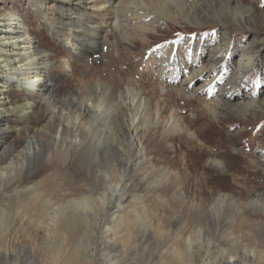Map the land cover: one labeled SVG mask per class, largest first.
I'll return each instance as SVG.
<instances>
[{"label":"rangeland","instance_id":"rangeland-1","mask_svg":"<svg viewBox=\"0 0 264 264\" xmlns=\"http://www.w3.org/2000/svg\"><path fill=\"white\" fill-rule=\"evenodd\" d=\"M26 1L0 0V8L7 5L23 11L31 32L39 39V47L56 55L61 48L47 34L41 18L47 15L45 8ZM237 5L246 9L237 15L244 14V17L234 24L236 26H231L226 35L224 28L214 22L218 17H228L233 10L220 2L219 11H214L215 17L202 21V28L190 25L172 28L173 24L166 22L165 26L159 27L160 35L152 37L149 52L169 46L175 48L184 38L192 39V44L197 46L210 48L225 36L229 46L222 78L227 79L236 70L241 49L254 46L257 58L247 72L246 87L235 90L234 94L244 102L258 100L262 107L253 104L245 115L230 108L229 99L239 101L230 95L225 97L220 114L215 118L194 101L179 102V113L187 124L194 115L201 116L199 121H192V127L198 129L201 139L197 147L192 149L188 141H177L175 151L157 136L149 152L154 156V162L131 168L127 177L121 179V191L116 193L111 187L112 181L118 180L123 168L127 170V167L106 165L105 162L92 165L91 160H85L86 168L80 169L88 173H80L72 165L61 171L49 169L43 163L47 154L54 152V147L39 142L45 153L42 154L44 150L40 149L28 156L24 171L30 177L26 182L21 184L14 179L18 177L16 170L12 171L14 169L5 171L0 178V214L7 213L4 217L7 218L6 229L0 231V264H264V0H242V5ZM165 6L167 11L174 7L169 3ZM150 8L154 9V6ZM49 13L53 14L54 10L51 8ZM158 13L166 17V14ZM50 14L49 17L55 19L56 13ZM111 43L104 55L97 53L95 46L90 47L86 74L102 76L115 88L130 85L142 89L150 79L144 74L146 63H142L149 60L146 58L149 57L147 47L139 43L132 49L130 43H120L117 36L111 37ZM191 55L196 57L194 53ZM197 58L208 60L209 51ZM78 69L84 68L76 64ZM172 69L174 78L184 67L178 65ZM81 81L68 77L56 80L55 95L74 103L82 88ZM202 83L198 81L196 85ZM24 96L20 92L11 94L14 99L23 100ZM48 118L42 110L31 116L26 124L23 118L9 117L7 126L10 130L0 135L4 146L0 155L13 147H17V151L23 150L27 135L37 131L46 133V126L49 129L51 124ZM70 137L71 134L63 136L68 146ZM104 141L108 142L109 138L106 136ZM233 144L238 151L234 150ZM215 160H221L223 164ZM258 161L259 167L256 166ZM112 169H116L115 177L109 175ZM178 171L181 173L177 174ZM121 192L123 198L119 197ZM79 196L87 197L92 204V210L87 211L85 217L82 209L73 208L79 203L76 202ZM71 213L76 215L71 218L77 220L78 227L65 244L60 239L62 228L54 226L50 229L48 222L54 218L62 220L65 214ZM34 236L40 237V242L33 240Z\"/></svg>","mask_w":264,"mask_h":264},{"label":"bare ground","instance_id":"bare-ground-1","mask_svg":"<svg viewBox=\"0 0 264 264\" xmlns=\"http://www.w3.org/2000/svg\"><path fill=\"white\" fill-rule=\"evenodd\" d=\"M204 1L27 0L26 3L30 2L36 7L43 6L45 8L44 11L47 15L41 16V18L46 25L47 34L52 38V42L61 48V51L56 55L39 47V39L35 36L36 34L31 32L28 26V18L24 16L23 11L7 5L1 7L0 135L2 132L5 133L10 130L7 126L9 117L23 118V123L26 124V121L40 110L46 117L49 116L48 119L51 124L49 129L48 125L46 126L47 132L44 134L37 131L25 135L26 145L23 150L17 151V147H13L9 152L0 155V178L5 175V171L14 169L12 171L16 170L15 176H18L14 179L21 184L26 182L27 178L30 177L29 173L24 171L27 158L29 155L39 152L40 149L44 150L38 145L39 142H44L50 147L51 145L54 147V152H49L43 163L44 166H49V169L61 171L62 168L72 165L78 172L88 173L80 169L87 165L85 160H91L92 165H102L105 162L106 165L127 167V170L123 168L122 176L118 180L112 181L114 185L111 187L115 188L116 193L121 191V179H124L131 168L134 169L154 162V156L150 155L149 152L151 151V143L154 144L157 136H161L162 141L175 151L174 146L177 141H188L192 149L197 147L201 139L198 129H193L195 127H192V121L194 120V123L199 121L201 116L200 114L194 115V119L187 124V121L179 113L180 109L177 106L179 102L194 101L203 111L212 113L215 118L220 114L226 96H232L239 100L231 101L229 99L228 103L230 108H236L245 115L248 114V108L253 107V104L262 107V103L258 100L252 99L244 102L234 94L235 90L240 91L246 87L247 72L257 58L254 46L241 49L236 70L227 79L222 78V73L226 69L224 62L227 59L229 46L225 36L220 38L216 44H212L210 48L197 46L198 44H192V39L186 40L184 38L179 41L181 43H178L179 45L175 48L169 46L162 49H151L153 51L149 52L153 43L150 42L153 41L152 37L159 34V27L165 26L166 22L172 23V28H187V25L196 28L201 27L202 21L215 17L214 11H219L220 2L233 10V12H229L228 17H218L214 22L215 25L224 28V35L228 33L231 26H236L234 24L240 22V18L244 17V14L237 16L246 10L237 5H242V0ZM167 3L174 7H170L167 11L165 6ZM152 6L154 9L150 8ZM51 8L56 13L55 19L54 16L49 17ZM155 10L161 14H166V17H162ZM116 36L120 39V43H130L133 46L132 49L139 43L147 47L149 57H145L149 60L142 63H146L147 71H144V74L148 75L150 79L142 89L139 86L140 90L130 85L123 89L115 88L102 76L86 74L88 69L85 66L90 60L88 54L90 47L95 46V51L104 55L111 48V37ZM194 46L197 48H193ZM132 49L129 48L128 50L131 51ZM205 51H209L208 60L196 59L197 55ZM192 53L196 57H193ZM76 64H81L84 69L77 71ZM178 65L183 66L184 70L178 72L173 78L172 67L174 66L176 69ZM64 77L79 78L80 81L83 78L87 79L84 82L81 81L82 88L78 92V97L72 99L74 103L66 100L67 98L59 99L55 95L53 88L56 80ZM198 81L203 83L197 86ZM17 92L25 94L23 100L11 97L12 93ZM172 104H174L173 107ZM67 134H71L68 140L70 146L66 145L67 140L63 139V136ZM106 136L109 138L108 142L104 141ZM2 138L0 136V150L4 147ZM102 146L107 147L103 149ZM112 146L115 147L114 150ZM93 147L94 149H92ZM233 148L238 151L235 144H233ZM113 151L115 152L113 153ZM44 153L45 150L42 154ZM102 154L104 155L103 158ZM38 162L39 159H37ZM215 162L223 164L221 160H215ZM256 166L259 167V161L256 162ZM112 170L113 172H110L109 175L117 174L116 169ZM180 173V171L177 172V174ZM13 187L15 191L16 187L14 185ZM123 194V192L119 193V197L123 198ZM77 200L76 202L79 203L75 204L73 208L76 207L74 209L77 211L82 209V215L85 217L86 212L92 210V204L87 197ZM25 207L28 209L26 205ZM200 213L202 215L203 212ZM72 215L76 217L73 213L65 214V218L62 220L54 218L48 222L50 229H53L54 226L62 228L63 234L60 239L65 244L66 241L71 240L69 236L78 227V222L71 218ZM6 216V212L0 214L2 223V225L0 223V231L6 229V223L4 224L7 219L4 218ZM34 217L37 220V216ZM33 240L40 242L41 238L36 236Z\"/></svg>","mask_w":264,"mask_h":264}]
</instances>
